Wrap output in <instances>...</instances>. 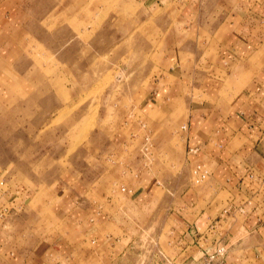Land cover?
Here are the masks:
<instances>
[{"label": "crops", "instance_id": "obj_1", "mask_svg": "<svg viewBox=\"0 0 264 264\" xmlns=\"http://www.w3.org/2000/svg\"><path fill=\"white\" fill-rule=\"evenodd\" d=\"M25 4V0H0V38L26 19ZM157 4H162L159 11L164 15L169 49L181 46L170 51L166 65L181 66L177 85L198 92L204 101L180 118L181 131L152 129L155 147L146 145V138L142 147L150 148L146 156L151 155L154 166L169 161L174 167L183 166L184 176H176L172 169L162 174L153 167L147 173L141 169L131 185L117 193L75 177L62 185L52 182L47 190H34L14 186L2 175L0 211L8 213L0 222V264L124 259L125 264H159L156 233L147 242L153 256L146 260L138 234L128 248L112 237L111 231L125 230L122 218L131 213L148 214L149 230L169 229L166 249L173 255L167 259L173 263L191 262L214 251L221 241L228 249L229 264H264V0H161ZM173 23L178 30H172ZM201 69L211 71L213 78L199 75ZM188 100L180 95L182 103ZM174 137L180 139V146L171 149L172 155H179L177 161L169 151ZM193 149L197 151L191 153ZM198 164L205 165L210 176L201 189L193 190L188 185ZM107 207L120 220L104 217ZM213 222L218 225L211 230Z\"/></svg>", "mask_w": 264, "mask_h": 264}, {"label": "rangeland", "instance_id": "obj_2", "mask_svg": "<svg viewBox=\"0 0 264 264\" xmlns=\"http://www.w3.org/2000/svg\"><path fill=\"white\" fill-rule=\"evenodd\" d=\"M25 2L26 19L0 38V177L34 190L75 177L121 193L141 169L147 173L153 167L159 174L172 169L184 176L185 168L169 161L154 166L142 147L145 136L155 147L152 129L181 131L180 118L204 101L177 85L181 66L166 65L170 51L181 46L169 49L161 0ZM199 75L213 78L206 69ZM181 94L188 96L187 104ZM179 143L171 140L170 155ZM172 156L180 160L177 153ZM203 183L195 184L192 175L188 188L199 190L207 180ZM109 210L103 209L104 217L120 220ZM147 218L124 216L125 230L111 231L112 237L128 248L130 239L140 236L146 260L153 256L147 242L156 233L162 264L173 255L166 249L170 231L149 230Z\"/></svg>", "mask_w": 264, "mask_h": 264}, {"label": "built area", "instance_id": "obj_3", "mask_svg": "<svg viewBox=\"0 0 264 264\" xmlns=\"http://www.w3.org/2000/svg\"><path fill=\"white\" fill-rule=\"evenodd\" d=\"M146 145H149V146L151 145L150 139L148 136L146 137ZM149 149L150 148L145 147L144 151L147 152L148 154ZM196 151H197L196 149L190 150L191 153L196 152ZM209 176H210V171L205 165L198 164L196 166L194 173H193L195 184H201L205 182ZM122 191H126V189L123 188ZM7 213H8L7 209H3L0 211V222H2L5 219ZM261 222L264 225V220H262ZM217 225H218V222H213L210 226V229L211 230L217 229ZM227 253H228L227 247L222 245V242L219 241L217 242V246L214 251L204 252L199 257L194 258L191 262L185 261L180 264H229L227 261ZM162 264H176V263H173L166 258Z\"/></svg>", "mask_w": 264, "mask_h": 264}]
</instances>
